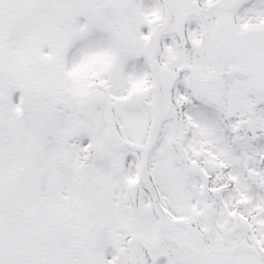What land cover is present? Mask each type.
Here are the masks:
<instances>
[{
	"label": "snow or ice",
	"instance_id": "obj_1",
	"mask_svg": "<svg viewBox=\"0 0 264 264\" xmlns=\"http://www.w3.org/2000/svg\"><path fill=\"white\" fill-rule=\"evenodd\" d=\"M0 264H264V0H0Z\"/></svg>",
	"mask_w": 264,
	"mask_h": 264
}]
</instances>
